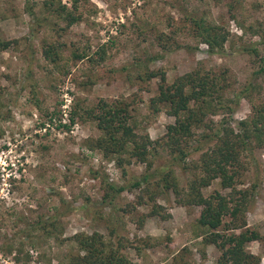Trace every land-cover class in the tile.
Masks as SVG:
<instances>
[{
  "label": "rangeland",
  "instance_id": "374dc122",
  "mask_svg": "<svg viewBox=\"0 0 264 264\" xmlns=\"http://www.w3.org/2000/svg\"><path fill=\"white\" fill-rule=\"evenodd\" d=\"M62 4L71 10L72 0ZM78 13L81 20L63 32L65 23L44 13L40 0H0V35L17 40L0 51V264H65L63 259L74 252L69 238L94 232L122 242L129 264H215L218 251L196 235L199 208L180 206L175 194L163 192L156 203L165 217H148L152 203L147 194L160 192L157 181L118 195L108 189L109 184L132 183L145 166L132 163L120 169L91 151L86 141L100 132L90 121L60 126L69 125L74 100L84 105L126 100L134 103L136 131L160 140L174 119L163 108L153 113L150 106L158 94V76L164 74L170 85L199 66L227 71L236 90L249 82L264 90V0H79ZM190 19L229 32L222 54L209 55L191 36ZM45 42L64 44L57 63L44 59ZM252 46L257 56L246 51ZM101 49L104 61L98 59ZM72 50L90 54L92 61H76ZM147 70L158 76L144 80ZM234 110L232 116L210 117L211 129L198 131L194 140L226 123L235 129L251 115V104L241 99ZM203 142L192 146H206ZM254 155V161L245 158L242 178L243 187L257 186L246 223L264 235V149ZM198 157L193 153L188 161ZM168 162L160 152L153 168ZM170 167L184 188L188 174L179 165ZM216 191L225 193L213 182L203 194ZM47 220L57 222L56 238L39 229ZM248 250L264 264V249L257 242Z\"/></svg>",
  "mask_w": 264,
  "mask_h": 264
},
{
  "label": "trees",
  "instance_id": "16d2710c",
  "mask_svg": "<svg viewBox=\"0 0 264 264\" xmlns=\"http://www.w3.org/2000/svg\"><path fill=\"white\" fill-rule=\"evenodd\" d=\"M40 1L44 13L65 23L63 32L81 20L79 0H72L71 10L62 4V0ZM188 23L191 25L188 28L191 36L207 47L209 55L223 53L229 32L194 19L188 20ZM16 44L17 40H4L0 35V51ZM63 47L64 44L45 42L44 59L51 64L57 63ZM246 51L258 55L255 46ZM71 55L76 61L85 58L92 61L90 54H79L72 50ZM97 55L99 61H104L105 52L102 49ZM259 71H263V66ZM144 73V80L148 81L158 76L148 70ZM141 75L139 79L142 80ZM158 77V94L150 100V106L153 113L163 108L174 119L173 124L167 125L160 140L153 141L148 135L136 131L132 116L134 103L126 100L99 99L91 105L74 100L68 116L69 125L60 127L69 129L80 119L90 121L100 132L98 138L86 141L91 151H99L120 169L132 163L145 166V173L132 183L120 187L109 184L108 189L118 195L125 189H141L157 181L155 183L157 188L160 187V192L147 194L152 203L148 217H165L156 203L157 195L163 192L175 194L180 206L199 208L194 224L198 231L196 235L203 237L204 245H212L218 251L215 264H260V257L250 253L248 245L257 242L264 249V235L249 229L246 223V214L255 199L257 186L243 187L242 178L247 169L245 158L251 157L254 161L256 150L264 149V94L260 97L264 90L252 82L236 90L227 71L205 70L202 66L177 77L170 85L166 83L164 74ZM230 93L234 94L233 98L228 97ZM241 99H247L251 104V115L247 119L239 121L235 129L226 123L218 131L202 132L194 140L198 131L211 129L209 125L213 122L210 117L222 113L232 116ZM49 121L52 122V114ZM193 141L199 144L204 141L207 145L194 147ZM160 152L169 157L168 165L153 168L154 159ZM197 152L198 159L189 162V157ZM174 164L189 176L184 188L179 187L174 170L170 167ZM213 182H218L225 193L216 191L204 196L203 190ZM141 222L137 219V223ZM41 226L39 229L44 231L46 237L56 238L58 226L55 220H47ZM68 241L74 252L66 255L63 259L65 264H129L124 254L126 246L120 241L115 244L106 240L97 232L90 235L78 233Z\"/></svg>",
  "mask_w": 264,
  "mask_h": 264
}]
</instances>
